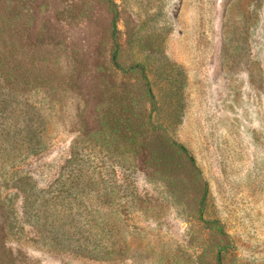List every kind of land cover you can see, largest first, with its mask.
<instances>
[{
	"label": "rangeland",
	"instance_id": "374dc122",
	"mask_svg": "<svg viewBox=\"0 0 264 264\" xmlns=\"http://www.w3.org/2000/svg\"><path fill=\"white\" fill-rule=\"evenodd\" d=\"M113 1L0 0V264H264V0Z\"/></svg>",
	"mask_w": 264,
	"mask_h": 264
},
{
	"label": "trees",
	"instance_id": "16d2710c",
	"mask_svg": "<svg viewBox=\"0 0 264 264\" xmlns=\"http://www.w3.org/2000/svg\"><path fill=\"white\" fill-rule=\"evenodd\" d=\"M105 2H106V4H108V6H110L111 11L114 12V17H113V20H112V27H113V32L115 34L116 31H117V16H118V12H116L114 10V8L116 6V3L113 0H105ZM114 62L119 68H121V69L123 68L122 65L118 61V52H117V50L114 52ZM137 65H138V67H141V70L142 69L143 70L146 69L144 63L139 62L134 67H136ZM130 68H133V66L130 67ZM142 72H145V71H142ZM144 78L146 79L147 86H148V92H149L150 96L152 98H155V95H154V93L152 91V87H151V85L149 83L148 76L146 74H144ZM173 145L175 147H177L181 152H183L185 154L188 162L190 163V165L193 168V171H194L195 175L200 180L199 182L201 183L202 191H203V197H202V200L200 201V205L202 207L201 213H203V208L205 207L206 198H207L208 193H209L208 181L205 179V177L203 175V170H202L200 164L198 163L196 157L191 152V150L184 143H180V142L178 143V142L173 141ZM219 229H220V231H221V233L223 235L226 234L225 230H224V227L222 225L221 226L219 225Z\"/></svg>",
	"mask_w": 264,
	"mask_h": 264
}]
</instances>
